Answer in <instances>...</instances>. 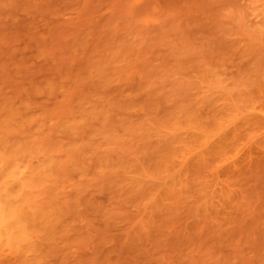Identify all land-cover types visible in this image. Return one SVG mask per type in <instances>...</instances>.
Segmentation results:
<instances>
[{"label":"rangeland","instance_id":"374dc122","mask_svg":"<svg viewBox=\"0 0 264 264\" xmlns=\"http://www.w3.org/2000/svg\"><path fill=\"white\" fill-rule=\"evenodd\" d=\"M0 264H264V0H0Z\"/></svg>","mask_w":264,"mask_h":264}]
</instances>
